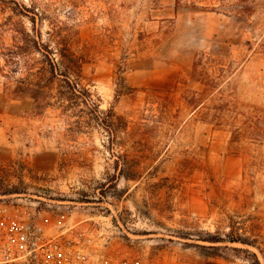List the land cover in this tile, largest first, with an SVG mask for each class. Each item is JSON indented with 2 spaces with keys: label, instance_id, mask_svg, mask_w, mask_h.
<instances>
[{
  "label": "rangeland",
  "instance_id": "obj_1",
  "mask_svg": "<svg viewBox=\"0 0 264 264\" xmlns=\"http://www.w3.org/2000/svg\"><path fill=\"white\" fill-rule=\"evenodd\" d=\"M249 1L238 16L217 0H0V195L52 204L142 264H264V166L245 176L264 141L230 149L232 128L184 100L201 60L240 109H264V0ZM65 48L95 105L61 103ZM231 227L260 249L200 240Z\"/></svg>",
  "mask_w": 264,
  "mask_h": 264
},
{
  "label": "trees",
  "instance_id": "obj_2",
  "mask_svg": "<svg viewBox=\"0 0 264 264\" xmlns=\"http://www.w3.org/2000/svg\"><path fill=\"white\" fill-rule=\"evenodd\" d=\"M4 1V0H3ZM220 1V6L227 9L225 14L235 13L238 16H249L254 10V6L249 0H217ZM182 0H176L177 8L181 6ZM196 9H206L212 12H219V6H196ZM37 45L36 42H34ZM34 48V47H33ZM37 49H39L36 46ZM60 60L58 61V66H60L59 71L61 75L64 76L68 92V96L61 98V103L65 108L77 106L80 104H94L92 98V93L90 90L81 84L83 78V66L85 64V59L81 56H77L73 51L69 49H63L60 52ZM51 73L55 74L56 70L51 69ZM220 72H224V69H220ZM216 76L212 75L202 64L201 60H197L194 63L192 71V80L200 83L203 86L201 92L189 91L184 96L185 104L192 107L193 110H198L201 108L206 109V115L211 117L210 124H215L216 126L231 127V140L230 149L236 147V144L250 141L252 144H257L258 142L264 141V109L257 108L255 106L249 109H240L238 104L231 99H228L224 92H221L220 81L223 74ZM219 91V98L211 97L214 92ZM36 100V95L32 96ZM211 101V104H207ZM68 103V105H65ZM97 107V105H96ZM232 114L229 118L227 114ZM103 113L99 110L94 112L95 119L99 124L107 130L110 137L115 135V127L112 125V117H104ZM264 166L263 160H258L257 158L248 161L245 164V169L247 168L249 172H245V176H253V171L261 169ZM189 167V166H187ZM213 180V179H212ZM240 194V191L237 193ZM203 242H207L212 245H220L224 243L230 244H242L245 246H254L260 249L258 242L252 239L250 236H246V233H240L239 230L235 231L231 227L230 231L224 235L217 234L211 235L206 238L200 239ZM206 247V246H202ZM217 247V246H211ZM255 264H262L258 256L254 253Z\"/></svg>",
  "mask_w": 264,
  "mask_h": 264
},
{
  "label": "built area",
  "instance_id": "obj_3",
  "mask_svg": "<svg viewBox=\"0 0 264 264\" xmlns=\"http://www.w3.org/2000/svg\"><path fill=\"white\" fill-rule=\"evenodd\" d=\"M48 208L27 197L0 195V264H142L110 253L76 224L53 221Z\"/></svg>",
  "mask_w": 264,
  "mask_h": 264
}]
</instances>
